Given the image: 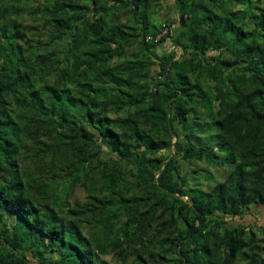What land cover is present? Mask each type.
<instances>
[{
    "label": "trees",
    "instance_id": "1",
    "mask_svg": "<svg viewBox=\"0 0 264 264\" xmlns=\"http://www.w3.org/2000/svg\"><path fill=\"white\" fill-rule=\"evenodd\" d=\"M257 206L264 0H0V264H264Z\"/></svg>",
    "mask_w": 264,
    "mask_h": 264
},
{
    "label": "rangeland",
    "instance_id": "2",
    "mask_svg": "<svg viewBox=\"0 0 264 264\" xmlns=\"http://www.w3.org/2000/svg\"><path fill=\"white\" fill-rule=\"evenodd\" d=\"M243 7L244 6L238 5L237 9H242ZM172 10L165 9L162 12L161 17H169L170 14L173 13ZM227 154H228V151H225V153H223V158H221V159L222 160L225 159L224 162H226V166L229 168V165H227L228 160H226V158H225ZM193 170H195V168H193L192 171ZM190 181H191V183H193L194 179H192V177H191ZM202 182L205 183V180H203ZM85 197H86V193L83 190L78 189L75 198H78L79 200L84 201ZM253 212H254L253 217L247 216L244 219L237 220V223L247 226L249 230L252 229L256 233L258 240L264 239V234L262 233V231L264 232V207L257 206L253 209ZM261 245H262L263 252H264V242ZM105 259L108 262H110L111 264H117V262H118L117 258L115 257L114 254H110V255L106 256Z\"/></svg>",
    "mask_w": 264,
    "mask_h": 264
}]
</instances>
